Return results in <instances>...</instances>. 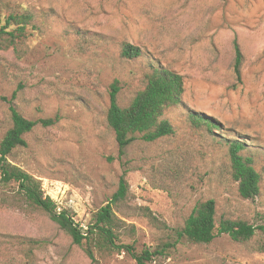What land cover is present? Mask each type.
I'll return each instance as SVG.
<instances>
[{
    "label": "rangeland",
    "instance_id": "obj_1",
    "mask_svg": "<svg viewBox=\"0 0 264 264\" xmlns=\"http://www.w3.org/2000/svg\"><path fill=\"white\" fill-rule=\"evenodd\" d=\"M7 4L27 8L34 20L18 50H0V142L11 101L33 120L59 116L54 126L26 134L28 145L9 156L41 180L58 211L88 229L124 175L128 198L116 211L131 229L121 231V241L137 252L158 249L150 264H264L261 230L246 244L227 234L193 244L176 234L207 199L216 201L218 221L264 225V0H0V26ZM124 43L140 46L142 56L124 58ZM152 65L183 75L184 106L163 114L175 134L121 150L106 120L111 84L121 81L118 100L126 106ZM192 113L219 127L195 124ZM235 139L261 174L254 200L241 198L232 178ZM94 254L0 177V264H137L127 252Z\"/></svg>",
    "mask_w": 264,
    "mask_h": 264
},
{
    "label": "trees",
    "instance_id": "obj_2",
    "mask_svg": "<svg viewBox=\"0 0 264 264\" xmlns=\"http://www.w3.org/2000/svg\"><path fill=\"white\" fill-rule=\"evenodd\" d=\"M5 10L6 15L0 26V50H18L29 35L34 14L21 5L7 4ZM121 52L129 60L142 56L141 47L131 43H124ZM243 58L240 45L236 42L234 69L239 79L242 75ZM144 84V88L136 91L126 106H122L118 100L122 90L121 81L115 79L111 84L106 120L121 150L136 139L154 142L175 134L174 126L163 118V114L171 107L184 106L183 75L164 66L152 65L144 75ZM13 98H16V93ZM9 111L11 125L0 142L2 182L17 184L21 200L28 206L42 210L75 244L84 247L90 258H95L96 250H113L129 253L137 264H150L149 261L160 253L158 249L153 251L152 248H146L137 252L134 245L121 241V231L131 229V225L120 219L116 211L118 204L128 198L125 176L120 178L118 189L109 202L93 212L88 229H83L68 211H58L57 203L45 195L40 179L9 159L15 149L28 145L26 134L33 132L37 126H54L59 121V116L33 120L26 117L14 101L10 102ZM190 118L197 125L205 124L209 130L219 127L213 117L202 113H192ZM245 150L246 144L243 141H230L232 178L237 184L240 197L254 200L260 193L261 174L255 167L253 157L245 154ZM258 230L264 232V225L256 226L246 219L224 218L218 221L216 201L207 199L196 203L184 224L176 229V234L178 239L193 244H210L221 234L229 235L235 243L246 244L255 237ZM259 250L264 251V243Z\"/></svg>",
    "mask_w": 264,
    "mask_h": 264
}]
</instances>
